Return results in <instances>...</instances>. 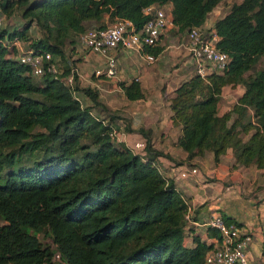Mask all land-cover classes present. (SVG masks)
<instances>
[{
  "label": "trees",
  "instance_id": "16d2710c",
  "mask_svg": "<svg viewBox=\"0 0 264 264\" xmlns=\"http://www.w3.org/2000/svg\"><path fill=\"white\" fill-rule=\"evenodd\" d=\"M221 2L0 3L7 19L16 11L24 21L0 28V264H204L214 242L195 236L192 247L184 244L182 194L150 160L114 142L111 125L94 112L97 93L81 88L91 100L84 104L74 95L76 71L73 84L67 83L71 65L36 76L20 61L19 48L8 43L49 53L59 66L65 44L77 43L92 25L107 26L105 15L113 22L130 20L140 30L149 18L147 6L170 4L175 28L186 34L204 25ZM32 26L39 36L30 35ZM214 27L220 36L217 47L229 62L223 73H194L175 89L169 107L173 125L181 127L176 144L189 159L211 152L218 162L231 149L238 165L264 166V0L233 3ZM159 42L143 52L159 55ZM238 84L243 94L220 115L223 89ZM119 85L128 100L143 98L138 81ZM145 148L166 155L149 141ZM209 229L210 237L219 239L218 231ZM39 232L53 246L41 242Z\"/></svg>",
  "mask_w": 264,
  "mask_h": 264
},
{
  "label": "crops",
  "instance_id": "0c3cea01",
  "mask_svg": "<svg viewBox=\"0 0 264 264\" xmlns=\"http://www.w3.org/2000/svg\"><path fill=\"white\" fill-rule=\"evenodd\" d=\"M219 5L208 14L204 25H214L231 7L230 5L225 8L224 12L218 15ZM165 8L170 13L171 5L168 4ZM108 19L105 15L102 23L108 25ZM7 21L16 26L23 23L16 11ZM34 27L37 29L36 26L31 29ZM172 35L182 37L184 34L178 32L175 27L172 28L164 36L166 41L159 43L162 51L153 64L145 63L136 50L115 49L119 73L112 79L104 74H94L95 70L106 67L100 56L78 42L69 45L72 59H75V65L79 66V89L74 91V95L84 104L90 105L91 100L81 88L90 87L95 91L99 106L95 107L94 112L109 123L116 134L125 135L129 148L142 144L134 149L140 153L142 160H150L163 177L174 183L183 196L187 210L190 211L191 219L185 221L184 228V244L187 247L194 245L195 236L207 244L215 243L216 239L210 237L212 231L203 226L202 222L211 215H219L228 222L237 223L252 236L248 248L249 259L254 264H264V166L238 165L231 149H228L218 162L214 160L211 152L189 159L188 153L176 144L181 135V127L173 125L171 121L170 99L174 96L175 89L194 74V67L190 56L182 47L183 42L178 43L176 39L172 42ZM20 46L21 49L25 48L22 42ZM63 49L64 57L70 65L71 60L66 53L67 46ZM19 52L21 53L20 49ZM168 64L171 69H166ZM134 79L140 83L143 98L128 100L119 84H129ZM225 89L228 90L225 92ZM244 90L241 84L226 86L218 105L219 114L229 111ZM222 102H227V107ZM250 113L252 114L251 110ZM147 141L153 150L168 156L147 151ZM191 168H196L197 172L190 173ZM184 170L189 172L185 178L180 176Z\"/></svg>",
  "mask_w": 264,
  "mask_h": 264
},
{
  "label": "built area",
  "instance_id": "2783aa9c",
  "mask_svg": "<svg viewBox=\"0 0 264 264\" xmlns=\"http://www.w3.org/2000/svg\"><path fill=\"white\" fill-rule=\"evenodd\" d=\"M144 14L148 15L149 18L140 30H136L130 20L115 19L114 22L105 27L92 25L79 36L78 43L81 46L104 60L106 67L95 70V75L104 74L110 79L118 76V63L114 53L117 48L138 51L147 64H153L157 61V56L143 52V48L156 46L161 37L166 36L175 26L165 6H147L144 9ZM5 24V15L0 11V28H3ZM219 40L220 36L214 25H202L188 30L182 47L190 56L195 74L205 77L211 73L221 74L226 69L229 57L217 47ZM20 45L21 43L18 41L8 43L9 47L17 46L21 50L19 59L31 68L32 74L41 76L47 72L59 73L58 66L52 61L51 54L35 53L32 49H21ZM73 72H75L74 68L67 78L68 85L73 84ZM111 136L117 140V134L114 130ZM140 145L138 144L137 147ZM189 171L194 174L197 169L191 168ZM188 174L189 172L184 170L180 176L185 178ZM190 219V211L186 208L185 220L189 221ZM202 225L213 228L219 233V239L215 241L212 249L205 255L204 264H254L249 259L248 254L252 236L240 225L228 222L219 215L207 217ZM56 258L59 260V255H56Z\"/></svg>",
  "mask_w": 264,
  "mask_h": 264
},
{
  "label": "rangeland",
  "instance_id": "374dc122",
  "mask_svg": "<svg viewBox=\"0 0 264 264\" xmlns=\"http://www.w3.org/2000/svg\"><path fill=\"white\" fill-rule=\"evenodd\" d=\"M5 0H0V3L1 2H4ZM237 1H239V0H222V2L220 3V5H219V9H218V12H217V14L218 15H221L223 12H224V10H225V8L227 9L232 3H235V2H237ZM19 16L21 17V15H20V13H19ZM22 19V18H21ZM23 20V19H22ZM5 22H6V25L8 24V21H7V18L5 17ZM11 22V21H10ZM24 22V21H23ZM107 22L109 23V24H111L112 23V20H110V19H108L107 20ZM22 24V23H21ZM30 35L31 36H34V37H37V36H39V31L34 27L33 29H31V32H30ZM185 35V34H184ZM184 35H182V37H180V39H179V37H175V35H172L171 37V40L172 39H174V40H172V42L173 41H175V39H176V41L178 42V43H182V42H184V40H185V37H184ZM183 37H184V39H183ZM165 38L163 37V39H161V41L159 42V43H161V42H163V41H166V40H164ZM169 40V39H168ZM165 44H167V42H165ZM65 46H67V50H66V53H67V56H68V59L69 60H71L70 61V65H72L73 67L72 68H74L75 69V71L76 72H79V66L78 65H75V59H72V54L70 53V50H71V47L68 45V44H65ZM59 59V66H58V64H57V66H58V69H59V71H61L62 70V68H64V66L67 64V61H66V59H65V57L63 56V58L61 59V58H58ZM77 63V62H76ZM166 69H171V66H170V64H168V66H166ZM166 83H164V85H165ZM226 90H228V89H225V92H226ZM232 91V90H231ZM230 93H232V92H230ZM234 93H235V90H234ZM227 103V102H226ZM226 103H224V102H222V104L223 105H225V107H227V105H226ZM229 106V105H228ZM224 107V106H223ZM117 140H114V142L117 144V145H121V144H126V146H127V148H129L128 147V145H127V141H126V139H125V135H123V136H121L120 134H117ZM144 144H145V142H144ZM142 145V144H141ZM141 145L140 146H138V147H141ZM135 148H137V147H135ZM134 147L133 148H129L133 153H135V154H137V155H139L140 156V153L138 154L137 152H136V150H134L135 149ZM0 223H2V221H0ZM36 236L38 237V239L41 241V242H43V243H47V244H50L51 246H53V244L51 243V239H50V237H48V236H46L45 234H44V232H39V233H37L36 234ZM57 259V258H56ZM58 260V259H57ZM56 260V261H57Z\"/></svg>",
  "mask_w": 264,
  "mask_h": 264
}]
</instances>
